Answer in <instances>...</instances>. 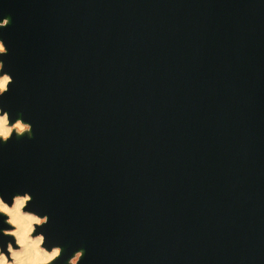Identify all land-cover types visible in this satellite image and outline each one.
Instances as JSON below:
<instances>
[{"label":"water","instance_id":"95a60500","mask_svg":"<svg viewBox=\"0 0 264 264\" xmlns=\"http://www.w3.org/2000/svg\"><path fill=\"white\" fill-rule=\"evenodd\" d=\"M3 15L0 102L35 135L0 145V192H32L61 259L264 264V0H0Z\"/></svg>","mask_w":264,"mask_h":264},{"label":"clouds","instance_id":"9594fccd","mask_svg":"<svg viewBox=\"0 0 264 264\" xmlns=\"http://www.w3.org/2000/svg\"><path fill=\"white\" fill-rule=\"evenodd\" d=\"M10 22V16H0V28ZM8 53V42L0 35V97L11 92L15 83ZM34 128L33 121L25 114L13 112L8 105L0 102V145L15 138H33ZM33 199L28 189L10 194L0 192V264H56L58 260L60 264H80L85 248L77 247L61 259L63 245L47 240L44 231V226L50 222V214L31 207Z\"/></svg>","mask_w":264,"mask_h":264},{"label":"rangeland","instance_id":"374dc122","mask_svg":"<svg viewBox=\"0 0 264 264\" xmlns=\"http://www.w3.org/2000/svg\"><path fill=\"white\" fill-rule=\"evenodd\" d=\"M34 234V233H33Z\"/></svg>","mask_w":264,"mask_h":264}]
</instances>
